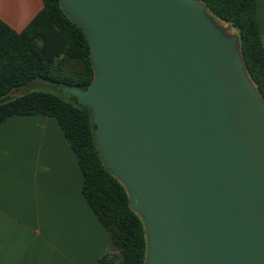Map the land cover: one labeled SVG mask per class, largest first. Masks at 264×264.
Listing matches in <instances>:
<instances>
[{
    "label": "water",
    "instance_id": "water-1",
    "mask_svg": "<svg viewBox=\"0 0 264 264\" xmlns=\"http://www.w3.org/2000/svg\"><path fill=\"white\" fill-rule=\"evenodd\" d=\"M60 6L94 68L63 95L91 110L144 223V264H264V99L236 32L200 0Z\"/></svg>",
    "mask_w": 264,
    "mask_h": 264
},
{
    "label": "trees",
    "instance_id": "trees-1",
    "mask_svg": "<svg viewBox=\"0 0 264 264\" xmlns=\"http://www.w3.org/2000/svg\"><path fill=\"white\" fill-rule=\"evenodd\" d=\"M200 1L211 17L227 23L238 35L248 74L264 99L257 1ZM43 3L21 32L0 19V124L14 115L57 118L85 175L83 194L111 236L108 252L96 264H144V223L131 209L124 186L103 163L91 110L63 95L64 89L85 90L93 80L90 45L66 16L60 0Z\"/></svg>",
    "mask_w": 264,
    "mask_h": 264
},
{
    "label": "crops",
    "instance_id": "crops-1",
    "mask_svg": "<svg viewBox=\"0 0 264 264\" xmlns=\"http://www.w3.org/2000/svg\"><path fill=\"white\" fill-rule=\"evenodd\" d=\"M257 23L264 45V0ZM43 0H0L23 31ZM85 175L59 121L14 115L0 124V264H96L112 240L83 194Z\"/></svg>",
    "mask_w": 264,
    "mask_h": 264
},
{
    "label": "rangeland",
    "instance_id": "rangeland-1",
    "mask_svg": "<svg viewBox=\"0 0 264 264\" xmlns=\"http://www.w3.org/2000/svg\"><path fill=\"white\" fill-rule=\"evenodd\" d=\"M220 21V20H219ZM221 22H223V21H221ZM224 24H225V22H223Z\"/></svg>",
    "mask_w": 264,
    "mask_h": 264
}]
</instances>
